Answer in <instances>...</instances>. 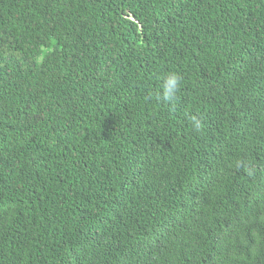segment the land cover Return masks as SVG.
I'll return each mask as SVG.
<instances>
[{
    "label": "trees",
    "instance_id": "1",
    "mask_svg": "<svg viewBox=\"0 0 264 264\" xmlns=\"http://www.w3.org/2000/svg\"><path fill=\"white\" fill-rule=\"evenodd\" d=\"M0 264H264V0H0Z\"/></svg>",
    "mask_w": 264,
    "mask_h": 264
},
{
    "label": "clouds",
    "instance_id": "2",
    "mask_svg": "<svg viewBox=\"0 0 264 264\" xmlns=\"http://www.w3.org/2000/svg\"><path fill=\"white\" fill-rule=\"evenodd\" d=\"M181 80L177 73H167L160 77V90L161 95L158 97V99H162L163 101H166L168 103H174L176 100L177 92L180 89ZM186 119L188 121L189 126L194 132L199 133L203 128V121L198 117V115H191L190 113H186ZM211 206V199L210 202L206 200V207L209 211ZM186 212H193L194 218H199L200 214L202 213V204L200 201V204L194 205L191 210L189 211H183V213Z\"/></svg>",
    "mask_w": 264,
    "mask_h": 264
}]
</instances>
